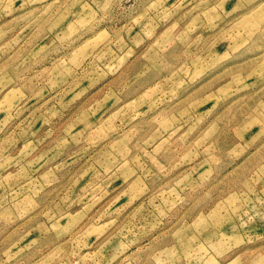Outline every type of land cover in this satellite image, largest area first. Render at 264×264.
<instances>
[{
  "label": "rangeland",
  "instance_id": "rangeland-1",
  "mask_svg": "<svg viewBox=\"0 0 264 264\" xmlns=\"http://www.w3.org/2000/svg\"><path fill=\"white\" fill-rule=\"evenodd\" d=\"M0 264H264V0H0Z\"/></svg>",
  "mask_w": 264,
  "mask_h": 264
}]
</instances>
